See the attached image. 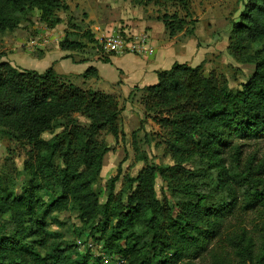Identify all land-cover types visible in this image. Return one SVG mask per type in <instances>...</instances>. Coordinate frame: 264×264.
<instances>
[{
	"label": "trees",
	"instance_id": "trees-1",
	"mask_svg": "<svg viewBox=\"0 0 264 264\" xmlns=\"http://www.w3.org/2000/svg\"><path fill=\"white\" fill-rule=\"evenodd\" d=\"M67 1L0 0V34L15 31L34 12L52 28L61 22L58 13L68 9ZM130 2L163 8L155 19L167 36L194 34L196 19L189 0ZM168 7H178L184 14L170 13ZM59 47L77 50L82 45L63 39ZM226 50L236 62L254 64L252 75L236 91L224 78L204 74L202 63L175 62L157 71L155 84L142 87L146 111L156 115L164 130L170 163L145 164L135 176L125 174L116 191L118 167L104 200L91 183L110 150L100 134H111L115 140L125 136L117 97L82 89L51 66L38 72L1 61L0 132L19 143L24 159L21 171L12 162L10 169L0 171V217L8 215L11 225L8 231L0 229V264H97L99 258L88 249L64 246L47 229L50 214L73 210L81 224L77 234L86 233L103 253L118 256L123 264H184L207 250L211 264H232L226 247L240 264H264V160L239 164L240 146L233 144L238 139H264V0L244 1ZM95 75V68L89 67L82 77ZM7 152L13 150L7 147ZM21 175L28 184L14 195L10 185ZM157 178L168 191L164 202L156 196ZM211 190L230 191L231 197L214 201ZM240 210L258 212L259 245L244 231L227 235L228 220ZM34 245L46 255L37 253Z\"/></svg>",
	"mask_w": 264,
	"mask_h": 264
},
{
	"label": "rangeland",
	"instance_id": "rangeland-1",
	"mask_svg": "<svg viewBox=\"0 0 264 264\" xmlns=\"http://www.w3.org/2000/svg\"><path fill=\"white\" fill-rule=\"evenodd\" d=\"M68 0V9L66 11H60L59 17L61 18V28L66 34L64 39L70 41L79 42L82 47L75 50L77 60H81L83 54L89 53L93 50L96 54L106 55L113 52H106L99 41L94 37V33L90 29L89 25L96 23L93 20L86 22L88 13L95 11L98 15L103 11V8L94 5V0ZM110 1V0H104ZM117 1V0H116ZM120 8L123 12H126L128 8L123 9L122 0H118ZM190 11L193 18L196 19L194 25V37L200 46H206L209 44L208 52L205 54L202 63V69L204 74L212 73L219 78H224L229 89L236 91L246 80L252 75L254 71V64L251 63H240L233 60L227 50V39L229 36L230 28L234 20L238 17L243 3L245 0H189ZM131 5H133L130 2ZM110 5V4H109ZM113 7V6H112ZM137 7V6H136ZM139 7V6H138ZM141 7V6H140ZM139 7V8H140ZM114 8V7H113ZM138 8V10H139ZM142 10L149 16L155 17L161 14L164 10L158 5L150 4L147 7H142ZM167 10L171 13L174 10L181 16L184 14L178 7H168ZM100 11V12H98ZM45 25L42 24L39 19L37 12L32 13L26 18L24 22L14 32L0 34V60L7 59L13 60L18 59L17 55H23L27 60L25 68L31 69L35 63L43 59V55L48 48L47 45H41V39L43 34L40 33ZM154 30H157L154 28ZM45 31V30H44ZM121 32L117 28L112 32ZM16 32V34H14ZM188 32L182 34L178 39L185 38ZM16 41L14 42V39ZM23 42V43H22ZM27 42V44H26ZM87 43L91 44V49H87ZM22 44V45H21ZM17 45V47H16ZM46 46V47H45ZM17 59V60H16ZM195 59V58H194ZM194 59L189 64L195 65ZM17 67H20L17 65ZM38 72H43L45 68L41 66H35ZM22 68V67H20ZM67 81L72 82L76 86L87 89L93 86L87 81L89 78H84L82 75H77L73 80L68 77L65 78ZM157 80L155 81V83ZM97 90V89H95ZM105 93H111L110 90H105ZM117 97L120 111V123L122 131L125 136L123 139L115 140L111 134L102 132L100 137L103 138L110 150L103 155L101 171L97 178L92 181L91 187L98 194L100 199L104 200L107 193V185L109 180L117 173L119 167L121 173L119 181L116 183V191L121 188L122 177L125 174L135 176L137 172L145 164L162 165L169 164V156L165 152V145L162 141L164 130L161 125L156 121L154 115L151 112L146 111L144 107V97L146 92L142 88L132 89L127 94L112 93ZM158 116V115H157ZM62 121H57L61 123ZM79 122L85 123L83 118L79 119ZM133 131H135L134 134ZM45 138H49V134L44 135ZM237 143L240 148L241 158L239 164L246 162L247 159H252L253 164L261 163L264 160V139L260 140H234L233 144ZM7 147L12 149L13 152L8 155ZM228 151V147L226 148ZM10 158V161L7 160ZM23 149L19 143L9 140L6 136L0 132V171H6L14 164L17 170H22L23 166ZM12 162L11 164H8ZM55 162L59 164V159L56 158ZM229 160L226 161L228 166ZM28 180L25 175H21L18 180L11 183L10 188L14 195L21 194L26 188ZM242 188V187H240ZM165 184L160 178L156 179L155 190L156 196L164 202L165 195H168V191L165 190ZM238 201L240 202L242 197L240 190H237ZM230 191L218 190V192L211 190L209 194L216 195L214 201L222 199H229ZM168 201H172L171 197H168ZM78 211H60L52 213L48 216L47 229L54 232V240L60 241L65 245L72 243L79 251H85L86 249L92 254V256L99 258L97 264H123V261L118 256H110L103 253L100 245H95L94 242L84 235L79 236L76 232V228L79 227L80 221L78 218ZM259 214L256 211H237L230 217L229 223L227 222L226 233L232 235V233L245 232L246 237H250L252 241L259 245V238L261 231L259 229L260 219ZM8 215L0 217V229H10L11 225L7 221ZM228 230V231H227ZM6 231V230H5ZM32 239H28L30 242ZM221 245V242L218 243ZM227 245V243H226ZM213 246V243L209 245V248ZM35 251L40 255H46L47 251L43 248L34 245ZM227 256L229 257L232 264H240V258L233 254L232 249L226 247ZM184 264H211L210 254L207 251L200 253L198 257L190 258L183 261ZM264 263V261H263Z\"/></svg>",
	"mask_w": 264,
	"mask_h": 264
},
{
	"label": "crops",
	"instance_id": "crops-1",
	"mask_svg": "<svg viewBox=\"0 0 264 264\" xmlns=\"http://www.w3.org/2000/svg\"><path fill=\"white\" fill-rule=\"evenodd\" d=\"M122 1V4L124 3L123 9L128 8V5H130L126 12L118 10L120 8L118 0H94L96 2L94 5L98 4V7L103 8V11H98L100 13L96 15L92 9L88 13L86 22L93 19L96 22L89 25L96 39L102 34L117 30V28L136 42L144 38L142 42L143 50L140 52L123 51L101 55L90 50L91 44L87 43L86 50H90V52L84 53L79 61L75 50H62L59 47V42L67 34L61 28L57 29L61 25L60 22L52 28L46 26L42 28L43 30L40 33L43 34V38L40 43L42 46L47 45L48 48L43 55V59L35 63L31 69L36 70L35 66H41L45 69L51 66L57 74L73 80L75 76H83V73L89 67H93L96 70V75L87 80L93 86V89L103 92L110 90L111 93L109 94L118 93L120 90L121 93L127 94L135 87L142 88L155 84L157 71L169 69L175 62L186 63L191 66L201 63L208 52L207 46L209 44H206V46L198 45L194 37L195 34L192 36L186 35L185 38L181 39H178V37L183 33L169 37L161 21L147 15L142 7L131 5L130 0ZM77 2L78 0L75 1V3ZM154 28L157 30H154ZM14 55L18 59H16L17 61L3 59L0 62L6 60L14 66L18 65L23 69H27L24 67L27 63L24 56L21 54L19 56L16 52ZM193 59L195 65L189 64L188 61L192 62Z\"/></svg>",
	"mask_w": 264,
	"mask_h": 264
},
{
	"label": "built area",
	"instance_id": "built-area-1",
	"mask_svg": "<svg viewBox=\"0 0 264 264\" xmlns=\"http://www.w3.org/2000/svg\"><path fill=\"white\" fill-rule=\"evenodd\" d=\"M144 37V36H143ZM102 45V48L106 52H123V51H141L143 50L142 42L144 40L136 42L129 36L124 35L122 32H110L108 34H102L98 37Z\"/></svg>",
	"mask_w": 264,
	"mask_h": 264
}]
</instances>
